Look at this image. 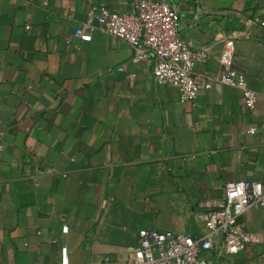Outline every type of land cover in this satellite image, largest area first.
Returning <instances> with one entry per match:
<instances>
[{
  "label": "crops",
  "instance_id": "crops-1",
  "mask_svg": "<svg viewBox=\"0 0 264 264\" xmlns=\"http://www.w3.org/2000/svg\"><path fill=\"white\" fill-rule=\"evenodd\" d=\"M165 1L181 37L210 52L201 82L224 71L234 39L232 67L257 92L254 109L229 85L182 102L176 86L155 83L152 56L134 61L103 31L76 34L91 10L131 12L130 0H0V264H59L64 245L70 264H131L141 229L201 236L200 200L263 179L264 0ZM243 220L260 240L206 251L210 264H264V208Z\"/></svg>",
  "mask_w": 264,
  "mask_h": 264
},
{
  "label": "built area",
  "instance_id": "built-area-1",
  "mask_svg": "<svg viewBox=\"0 0 264 264\" xmlns=\"http://www.w3.org/2000/svg\"><path fill=\"white\" fill-rule=\"evenodd\" d=\"M130 1L131 12L108 7L100 12L91 10L76 34L83 42H90L96 30L103 31L130 44L134 61H144L152 56L155 83L176 86L182 102H195L201 89L229 85L241 89L245 105L249 109L255 108L257 92L249 86L246 75L232 67L235 60L232 37L227 38L220 58L224 71L201 82L196 75V66L209 62L211 55L208 49H192L181 37L179 12L165 0ZM255 23L264 33V18ZM3 137L4 128L0 124V161L5 150ZM197 207L204 213L205 231L201 236L143 228L133 248L131 264H210L203 257L206 251L219 248L222 254H235L248 244L258 242L260 232L250 230L243 217L251 209L264 208V177L258 181L226 183L223 196L202 199ZM68 231L69 227L65 226L63 232ZM59 264H70L66 245L61 249Z\"/></svg>",
  "mask_w": 264,
  "mask_h": 264
}]
</instances>
